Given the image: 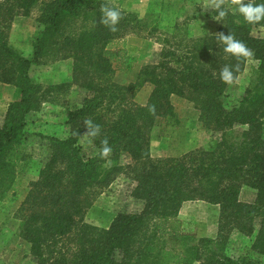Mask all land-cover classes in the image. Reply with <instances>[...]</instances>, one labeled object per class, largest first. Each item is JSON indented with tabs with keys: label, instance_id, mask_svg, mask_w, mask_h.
Segmentation results:
<instances>
[{
	"label": "trees",
	"instance_id": "1",
	"mask_svg": "<svg viewBox=\"0 0 264 264\" xmlns=\"http://www.w3.org/2000/svg\"><path fill=\"white\" fill-rule=\"evenodd\" d=\"M105 2L0 0V83L13 85L16 90V99L8 104L0 125V201L9 197L25 161L20 146L27 115L60 86L43 87L30 75V69L42 57L68 56L75 77L87 76L82 84L90 94L80 107L68 113L70 135L49 137L48 161L21 203L20 235L38 262L258 264V258L246 253L239 258L228 255L219 240L185 235L178 209L184 201L194 199L218 205L221 231L225 222L240 233L252 235L250 250L264 256V21L248 24L239 14H229L219 21L216 33H234L253 50L251 59L257 62L242 96L227 104L228 85L220 80L219 71L237 60L223 52L216 33L191 39L188 57L178 66L163 58L142 66L136 80L126 85L110 80L115 68L124 69L128 64L123 60L118 65L121 51L110 49L109 44L119 30L135 25L137 18L121 11L118 31H109L100 23V8ZM38 5V29L32 52L26 57L9 44L8 29L16 16H29ZM211 15L217 17L214 10ZM77 23L80 25L74 29ZM170 50L164 57L172 54ZM246 62L241 61V72ZM146 82L152 84L146 102L135 109L125 107L122 102ZM171 95L193 101L204 125L220 131L221 137L206 150L151 160L149 130L155 126L160 136L173 137L180 125ZM152 104L156 106L155 115L148 111ZM85 119L101 126V135L91 148L94 154L83 150L77 144L80 137L72 135L74 131L80 135L86 132ZM104 137L113 149L106 159L98 154ZM122 152L137 163L135 195L142 200L141 210L118 213L107 228L85 223L86 203L81 194L120 170ZM242 186L255 190L253 202L239 200ZM61 241L64 244L57 247Z\"/></svg>",
	"mask_w": 264,
	"mask_h": 264
},
{
	"label": "rangeland",
	"instance_id": "2",
	"mask_svg": "<svg viewBox=\"0 0 264 264\" xmlns=\"http://www.w3.org/2000/svg\"><path fill=\"white\" fill-rule=\"evenodd\" d=\"M112 4L122 12L137 18L135 25L119 30L109 44L110 49L121 51V61L118 65L123 60L128 64L124 69L115 68L111 76L110 80L121 85L135 81L142 66L157 63L163 58L171 65L178 66L180 61L188 57L187 47L191 39L216 33L220 25V22L215 20L216 17L211 15L212 9L203 6V0H112ZM38 14L39 5L31 10L29 16H16L8 29L9 44L26 57L32 52L38 29ZM79 25L80 23H77L73 28L76 29ZM168 50L173 51L172 54L164 57ZM256 65L255 60H247L239 74V81L227 86V104L235 103L242 96ZM30 75L43 87L60 86L53 89L26 117L24 137L20 146L25 161L21 163L9 197L0 201V264H42L31 254L29 243L20 235V223L23 219L21 203L31 182L39 178L40 169L48 161L49 137L66 138L70 135L68 113L80 107L84 97L90 94L82 84L87 76L75 77L72 58L68 56L64 59L42 57L31 67ZM151 89L152 84L146 82L122 104L132 109L143 105ZM14 99L15 87L0 83V125L3 123L8 104ZM170 101L180 125L173 137L160 136L155 126L149 130L147 148L151 160L182 157L189 151L206 150L220 139V131L204 125L193 101L179 95H171ZM77 144L87 153H95V150L91 152L92 146L87 145L81 138ZM118 164L120 170L108 181L90 185L81 194L80 198L86 203L83 213L85 223L107 228L118 213H135L141 210L142 200L135 195L137 179L134 169L137 163L122 152ZM59 166L62 167L63 164ZM254 198V189L241 187L240 201L251 203ZM219 215L218 205L202 199L184 201L178 209V218L182 222V232L185 235L215 242L219 240L224 243V251L228 255L239 258L246 253L249 257L258 258V264H264V256L250 250L252 235L240 233L225 222L222 223L221 231ZM62 244L64 241L57 247Z\"/></svg>",
	"mask_w": 264,
	"mask_h": 264
},
{
	"label": "clouds",
	"instance_id": "3",
	"mask_svg": "<svg viewBox=\"0 0 264 264\" xmlns=\"http://www.w3.org/2000/svg\"><path fill=\"white\" fill-rule=\"evenodd\" d=\"M203 6L212 9L217 13L215 20L221 21L229 14H239L244 18L248 24H259L264 21V3H256V0H203ZM100 11L102 13L100 23L107 27L109 31H118V24L123 19L121 10L112 4V0H106L101 5ZM215 38L219 45L223 46V52L235 57L237 63L225 64L219 71L220 80L226 85H233L239 81V73L241 72V61H247L253 58L254 52L243 41L237 39L234 33L225 34L218 32ZM215 75V73H214ZM150 114L155 115L156 106L154 104L148 106ZM86 127V132L80 135L78 131L72 132V135L78 136L87 145L92 146L97 137L101 135V126L96 124L91 119L83 121ZM99 149V156L102 159L108 158L112 154V147L109 144L108 138L104 137L101 141Z\"/></svg>",
	"mask_w": 264,
	"mask_h": 264
}]
</instances>
